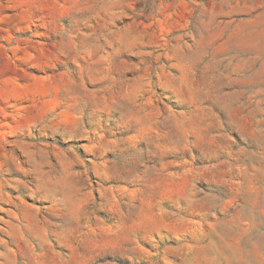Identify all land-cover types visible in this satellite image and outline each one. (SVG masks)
<instances>
[{"label": "rangeland", "instance_id": "rangeland-1", "mask_svg": "<svg viewBox=\"0 0 264 264\" xmlns=\"http://www.w3.org/2000/svg\"><path fill=\"white\" fill-rule=\"evenodd\" d=\"M0 264H264V0H0Z\"/></svg>", "mask_w": 264, "mask_h": 264}]
</instances>
